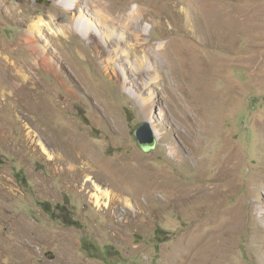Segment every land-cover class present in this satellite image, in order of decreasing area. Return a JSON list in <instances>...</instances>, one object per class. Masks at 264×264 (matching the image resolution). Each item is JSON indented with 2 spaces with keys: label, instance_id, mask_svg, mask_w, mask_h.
<instances>
[{
  "label": "rangeland",
  "instance_id": "obj_1",
  "mask_svg": "<svg viewBox=\"0 0 264 264\" xmlns=\"http://www.w3.org/2000/svg\"><path fill=\"white\" fill-rule=\"evenodd\" d=\"M78 1L0 0V264H264V0Z\"/></svg>",
  "mask_w": 264,
  "mask_h": 264
},
{
  "label": "bare ground",
  "instance_id": "obj_2",
  "mask_svg": "<svg viewBox=\"0 0 264 264\" xmlns=\"http://www.w3.org/2000/svg\"><path fill=\"white\" fill-rule=\"evenodd\" d=\"M4 1H6V0H4ZM8 2L9 3H13V0H8ZM76 3H79V1L78 0H59V5L57 6L58 8H56V9L58 11L61 10V12L62 11L64 12L65 10L68 11V10L73 9L74 5ZM182 4H183V1H182ZM151 8H154V7L151 6ZM62 19H63V17H62ZM84 31L85 30H83V33L86 34V32H84ZM57 33H59V32L57 31ZM10 76H12L11 75V66L7 62H4V60L0 57V91L1 90H5L6 91V89H11L12 85L14 86V81L11 80ZM26 87H27V85L24 82H21V84L20 83L18 84V88H17V91H16L18 93V96H19V94L24 95V93L26 91ZM1 92H3V91H1ZM19 97H21V96H19ZM138 101H140V103L144 107L146 105H151L152 104V100L149 97H147V96L138 97ZM160 135H161V133L159 131H156V136L158 138L160 137ZM172 154H173L174 157H176V152L175 151H172ZM82 155H80L81 158H82ZM102 199L103 198L101 196H96V204L97 205H101L103 203Z\"/></svg>",
  "mask_w": 264,
  "mask_h": 264
},
{
  "label": "water",
  "instance_id": "obj_3",
  "mask_svg": "<svg viewBox=\"0 0 264 264\" xmlns=\"http://www.w3.org/2000/svg\"><path fill=\"white\" fill-rule=\"evenodd\" d=\"M134 135L144 152H149L156 148L157 139L155 134L150 131L149 122L141 123L137 129L134 130Z\"/></svg>",
  "mask_w": 264,
  "mask_h": 264
}]
</instances>
